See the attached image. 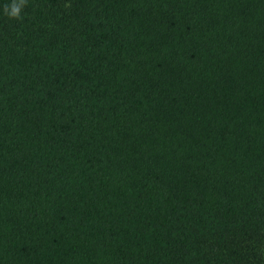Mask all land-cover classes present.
Returning a JSON list of instances; mask_svg holds the SVG:
<instances>
[{"label":"trees","instance_id":"trees-1","mask_svg":"<svg viewBox=\"0 0 264 264\" xmlns=\"http://www.w3.org/2000/svg\"><path fill=\"white\" fill-rule=\"evenodd\" d=\"M10 2L0 264H264V0Z\"/></svg>","mask_w":264,"mask_h":264},{"label":"clouds","instance_id":"clouds-1","mask_svg":"<svg viewBox=\"0 0 264 264\" xmlns=\"http://www.w3.org/2000/svg\"><path fill=\"white\" fill-rule=\"evenodd\" d=\"M28 0H11L10 3L3 6V14L9 19H22V11L27 6ZM70 7V5H66Z\"/></svg>","mask_w":264,"mask_h":264}]
</instances>
